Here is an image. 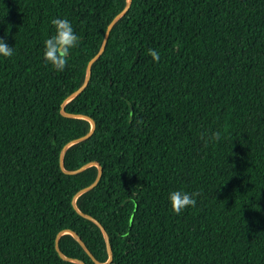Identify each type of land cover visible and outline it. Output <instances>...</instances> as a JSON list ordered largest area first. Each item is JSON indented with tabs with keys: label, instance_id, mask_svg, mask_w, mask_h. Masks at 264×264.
Listing matches in <instances>:
<instances>
[{
	"label": "trees",
	"instance_id": "16d2710c",
	"mask_svg": "<svg viewBox=\"0 0 264 264\" xmlns=\"http://www.w3.org/2000/svg\"><path fill=\"white\" fill-rule=\"evenodd\" d=\"M128 1L0 0V264H96L67 231L105 264L101 227L109 264H264V0H132L69 100ZM54 17L80 37L63 72Z\"/></svg>",
	"mask_w": 264,
	"mask_h": 264
},
{
	"label": "clouds",
	"instance_id": "9594fccd",
	"mask_svg": "<svg viewBox=\"0 0 264 264\" xmlns=\"http://www.w3.org/2000/svg\"><path fill=\"white\" fill-rule=\"evenodd\" d=\"M51 25L53 31L43 41V59L55 71L63 72L73 51L79 47L80 37L68 18L54 17ZM14 54L15 46H10L4 38H0V58L9 59ZM148 55L153 62L160 60L159 52L155 49H149ZM199 196V192L175 189L168 193V201L172 211L179 215L187 209L196 207Z\"/></svg>",
	"mask_w": 264,
	"mask_h": 264
},
{
	"label": "water",
	"instance_id": "95a60500",
	"mask_svg": "<svg viewBox=\"0 0 264 264\" xmlns=\"http://www.w3.org/2000/svg\"><path fill=\"white\" fill-rule=\"evenodd\" d=\"M131 2H132V0H129V1H128V4H127V6L125 7V9H124V10H123V11H122V12H121V13H120V14H119V15H118V16L112 21V23L108 26V28H107V32H106V35H105V38H104V42H103V45H102V47H101L99 53H98V54H97V55H96V56L90 61L89 65H88L87 77H86V80H85L84 84L82 85V87H81L77 92H75V93L70 97L69 100H72L73 98H75L76 96H78L79 94H81V93L85 90V88L88 86L89 81H90V79H91V75H92V66H93L94 62H95L97 59H99V57H100V56L103 54V52L105 51V48H106V44H107V41H108L109 35H110V33H111V31H112L114 25L116 24V22H117L119 19H121V18H122L127 12H128V10H129L130 7H131ZM62 114L65 115V116H67V117H74V116H72V115L67 114L64 110H62ZM90 121H91L92 126H93L91 132H90L87 136L82 137V138H80V139H78V140H76V141H74V142H71L68 146H66V147L63 149V151H62V155H61V166H62V167H63V156H64V153H65V151L67 150V148H68L70 145L74 144V143H78V142H81V141L86 140L87 138H89V137L93 134L94 129H95V123H94L92 120H90ZM87 167H88V166L82 167L81 169H79V170H77V171H73V172H66L65 170H64V171H65L67 174H71V175H73V174H77V173H79V172L85 170ZM99 169H100V171H99V175H98V178H97V180L95 181V183L92 184L91 186H89V187L83 189L82 191H80L76 197H78L79 195H81V194H83V193H85V192H87V191L93 189V188L97 185L98 181H99L100 178H101V174H102V169H101L100 167H99ZM74 206H75V208L77 209L76 204H75V200H74ZM78 212H79V211H78ZM79 213H80L82 216H84L85 218H87V219H89V220L95 222L97 225H99V226L101 227V225H100V224H99L94 218H92V217H90V216H87V215H85V214H83V213H81V212H79ZM101 229H102V231L104 232L105 239H106L107 250H108V253H109V256H110L109 261H108L107 263H105V264H109V263L112 261V257H113V256H112V249H111V245H110V241H109V237H108L107 233L105 232V230H104L102 227H101ZM67 232L70 233V234H72V236H73V237H74V238H75V239L81 244V246L85 249V251L90 255V257L93 259V261H94L96 264H101V263H99V262H98V261L92 256V254H91V253L89 252V250L87 249L85 243L80 239V237H79L76 233H74V232H72V231H67ZM59 237H60V235H59L58 238H57L56 249H57L58 253L60 254V256H61L63 259H65V260H70L69 258L64 257V256L61 254V252H60L59 244H58V239H59ZM77 262H78L79 264H84L83 262H80V261H77Z\"/></svg>",
	"mask_w": 264,
	"mask_h": 264
}]
</instances>
